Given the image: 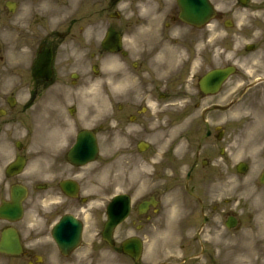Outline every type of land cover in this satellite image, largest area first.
Wrapping results in <instances>:
<instances>
[{"label": "flooded vegetation", "instance_id": "1", "mask_svg": "<svg viewBox=\"0 0 264 264\" xmlns=\"http://www.w3.org/2000/svg\"><path fill=\"white\" fill-rule=\"evenodd\" d=\"M8 0H0V29H9L12 24V13L7 7ZM92 0H14V35L10 41L4 40L7 49L12 46L17 55V77L11 92L0 95V104L7 109V114L21 118L26 111L36 108L46 116L54 118L49 124L47 133L53 140H45L48 144L46 177L31 178L33 201L46 197L48 207L36 209L41 223L30 229L31 222L24 219L17 221V228L28 245L24 255L18 258L9 257L16 264H81L77 255L64 256L53 242L50 232L52 226L61 216L77 212L86 204L82 196L94 190L84 189V182L78 179V173L67 159V152L73 144L71 132L66 136L62 131L68 127L72 106L76 114L81 91L85 86V77L80 73L72 74V68H84L88 60H101L102 54V0L95 7H87ZM1 10L4 13H1ZM153 16L154 18H149ZM157 16L158 19H155ZM155 19V20H154ZM114 27L124 33L123 46L125 53H114L115 69L123 66L121 73H115L116 80H127L131 88L128 98L133 104L149 99L152 96L161 100L185 99L187 94V76L192 64L198 58L196 43L197 30L178 18L176 12L161 14H140L120 16ZM49 49L54 54L55 76L51 79L31 76L32 65L35 64L41 51ZM208 61V58H206ZM95 63V62H93ZM204 64V60H203ZM204 67V66H203ZM202 67V68H203ZM24 96L26 99L14 107L9 104V96ZM20 98V97H19ZM47 138V137H46ZM13 146V145H11ZM45 148V146H41ZM17 148H15L16 150ZM74 178L81 184L80 195L72 198L61 186L63 179ZM11 177L0 176V200L10 186ZM28 177L25 179L27 181ZM7 180H10L8 184ZM93 184V181H92ZM95 184V183H94ZM32 202L29 207L31 208ZM29 216V220L32 219ZM140 217V215H138ZM164 217L158 213H150L144 217L150 232L151 224L159 227L164 224ZM128 222L124 223L125 234ZM190 222L188 223L189 226ZM8 225L0 220V232ZM191 240V239H190ZM189 243V239H187ZM193 241V240H191ZM38 255H42L41 262ZM118 257V254H114ZM0 264H6V258L0 257ZM118 264L135 263L132 258L119 259Z\"/></svg>", "mask_w": 264, "mask_h": 264}, {"label": "rangeland", "instance_id": "2", "mask_svg": "<svg viewBox=\"0 0 264 264\" xmlns=\"http://www.w3.org/2000/svg\"><path fill=\"white\" fill-rule=\"evenodd\" d=\"M213 2L223 12V19L231 18L234 22L232 27L227 28L224 26L223 20L216 19L212 25L208 26V28L213 30L211 33L213 35L212 38H218L217 43L215 44L214 42L213 49L215 62L217 64L235 62L240 66L241 73L250 78L258 76L260 73L264 75V0H251L248 7L241 6L237 0H213ZM223 42H226L224 47H222ZM247 42L256 43L258 48L254 52H247L245 50ZM105 61L102 72L97 78L100 89L94 94V101L97 104L92 106L90 101L87 100L86 105L88 107V120L90 121V117L93 116L97 118L96 122L98 124L103 123L105 125L100 133L103 177L119 180L131 178L134 180L136 189L150 188L152 183L148 175L153 171L155 163L150 160V156H141L137 153L135 143L141 139L150 140L153 143L155 141L162 143L167 140H177L176 156L179 165L182 164L179 171L186 172L194 159L196 146L190 144L187 137L174 131L178 130V127L165 133L162 129L163 123L161 120L152 114L142 118L138 124H131L126 118H123L120 120L119 125L114 127V124H116L114 116L116 113L118 114V111L113 97L109 56L105 58ZM240 75L233 77L229 81L226 86L227 91L243 86V78ZM250 92L260 95L258 108L264 109V83L253 87ZM245 101L244 98L235 105V114L238 115L241 110L246 108ZM232 122L239 123L238 121ZM156 146L154 144V147ZM231 150L235 153L236 148L232 147ZM234 153L228 155L227 158L230 159V162H227V160H223L217 149L216 154L210 158L214 164L210 171L218 172L219 166L223 167L225 163L229 164L230 168L233 169L238 160ZM118 163L121 164L120 170L116 169L113 173L106 172L109 165ZM252 164L254 170L258 169L260 171L264 166V153L261 154L258 151ZM218 183L221 185L225 184L223 181ZM230 184L231 189L225 196L229 195L232 200L234 197L240 199L241 205L238 209L243 207L244 211H250L251 209L255 212L261 206L259 195L252 192L259 188L257 183L258 188L255 186L252 178L248 177L245 180L241 178L240 181L231 179ZM209 188L210 186L208 185ZM230 207L232 212L235 211V205L231 203ZM220 232L221 234H218L219 239L223 243L228 244L232 250L229 253L221 254L217 258L219 264H240L245 243L248 240L256 251L257 264H264V243H262L264 239V222L256 224L255 217L252 216L244 219V224L240 229L226 232L221 228Z\"/></svg>", "mask_w": 264, "mask_h": 264}, {"label": "water", "instance_id": "3", "mask_svg": "<svg viewBox=\"0 0 264 264\" xmlns=\"http://www.w3.org/2000/svg\"><path fill=\"white\" fill-rule=\"evenodd\" d=\"M180 3L188 11L191 19L195 21L203 20L212 11L207 0H180Z\"/></svg>", "mask_w": 264, "mask_h": 264}, {"label": "bare ground", "instance_id": "4", "mask_svg": "<svg viewBox=\"0 0 264 264\" xmlns=\"http://www.w3.org/2000/svg\"><path fill=\"white\" fill-rule=\"evenodd\" d=\"M217 41V40H215ZM252 252L250 249H246L244 252V258L241 260L242 264H252Z\"/></svg>", "mask_w": 264, "mask_h": 264}]
</instances>
